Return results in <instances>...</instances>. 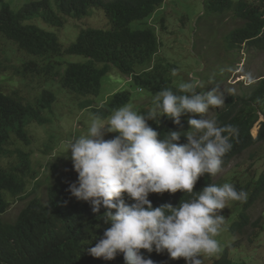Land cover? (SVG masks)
I'll return each mask as SVG.
<instances>
[{
	"label": "clouds",
	"instance_id": "clouds-1",
	"mask_svg": "<svg viewBox=\"0 0 264 264\" xmlns=\"http://www.w3.org/2000/svg\"><path fill=\"white\" fill-rule=\"evenodd\" d=\"M35 1L44 0L30 2ZM47 1L59 9L56 0ZM226 14L214 15L222 19ZM230 18L236 24L227 32L242 22ZM236 43L239 55L226 56L232 60L229 66L240 67L234 74L201 64L203 71L195 72L203 73L199 83L197 77L182 80L178 71L184 65L171 58L178 65L171 63L168 88L126 99L101 117L73 108L69 92H61L60 99L54 92L51 123L37 124V115L31 118L0 162V198L4 194L10 202L3 219L23 220L3 225L17 227L18 234L7 249L0 247V264H250L248 255L235 259L241 249L226 240L247 229L241 218L247 193L236 186L249 177L242 171L241 156L248 154L255 163L264 147L255 144L264 115L258 112L253 126L241 124L239 116L247 112L254 85L264 77L251 76L246 59L237 58L246 53L251 65L252 55L262 53L264 44L256 47L250 38ZM208 72L215 74L214 81H205ZM27 81L42 89L31 100L0 89L38 114L46 92L52 94L45 85L52 82L47 72ZM221 82L227 88L241 87L242 93L228 94ZM63 98L73 121L61 122L56 115L55 106ZM67 125L79 136L57 142V131ZM24 168L23 191L14 195L8 187L23 179ZM258 205L264 210L261 200L248 210L252 223ZM15 206L19 209L13 212ZM252 239L256 244L257 238Z\"/></svg>",
	"mask_w": 264,
	"mask_h": 264
},
{
	"label": "trees",
	"instance_id": "trees-1",
	"mask_svg": "<svg viewBox=\"0 0 264 264\" xmlns=\"http://www.w3.org/2000/svg\"><path fill=\"white\" fill-rule=\"evenodd\" d=\"M56 1L59 7L57 11L47 0L29 2L18 10L5 4V0H0V55L4 54L6 47V62L12 61L8 54L9 49L21 52L28 58L21 65H7L0 60V76H4V70L11 69L22 81H27L37 73L47 72L49 80L54 84L52 87L56 89L47 90L52 94L46 92L43 95L38 114L32 108L24 107L13 96L3 95L0 89V162L10 155L6 147L10 146L13 137L21 135L31 118L37 115V124L51 123L55 93L69 92L72 94L69 102L73 108L94 111L101 117L126 99L131 100L133 96L168 88L172 81L171 63L178 65L173 59L160 55V52L165 54L167 41L148 23L153 14L164 5L165 0ZM95 8L104 10L108 21L106 27H88L86 21H82L83 18L91 16ZM206 11L209 14L231 12L232 18L244 22L238 23L232 31L225 34L224 41L228 52L240 49L236 41L241 42L248 38L256 47L263 46L264 0H211ZM71 19L80 20L84 24L80 27L75 41L66 47L60 41L56 30L63 29ZM36 20L53 27L47 29L36 23ZM65 56H70L74 61L61 71L63 64L59 58ZM39 65L45 66L41 68L42 71H39ZM117 76L119 80L115 79ZM254 86V96L249 99L247 112L242 110L239 116V122L245 126H253L259 121L258 112L264 115V78ZM259 126L260 132L255 144L264 145V121ZM58 158L61 159V156ZM26 174L25 169L23 179L8 187L14 195L23 191ZM28 187L27 185L24 190ZM50 187L55 190L54 185ZM236 187L238 191L244 190L247 193V200L240 201L244 205L241 218L247 230L250 229L251 236L255 234L256 240L259 238L256 232L264 235V219L252 223L248 210L260 200L264 204V173L256 176L249 173V177ZM7 207H10V202L3 194L0 198L2 249H7L18 234L17 227L7 228L3 225H18L23 221L6 223L3 215Z\"/></svg>",
	"mask_w": 264,
	"mask_h": 264
},
{
	"label": "rangeland",
	"instance_id": "rangeland-1",
	"mask_svg": "<svg viewBox=\"0 0 264 264\" xmlns=\"http://www.w3.org/2000/svg\"><path fill=\"white\" fill-rule=\"evenodd\" d=\"M8 1L10 6L17 10L25 3L34 0ZM210 1L211 0H165L164 5L155 12L150 20H148V23L156 29L160 36H163L165 40L172 41L175 45V49H173L169 42L165 47V53L170 58H178V60L183 63L184 66H181V69L178 71L182 80L197 77L198 79H196V81L199 83L203 77V73L195 75V72L201 73L203 71L201 64H204V67L212 66L214 67L213 70H222V74H234L240 69V67H237V64L229 66V61H232L230 58H236L239 55L238 50H234L231 54L226 55L225 42L223 41L227 31L236 24L235 21L230 18L232 13L222 16V19L220 15L215 16L214 14H209L206 10ZM82 21H86V25L93 28L106 27L108 22L105 16L98 11L93 12L88 18H83ZM82 21L71 19L63 29L59 28L56 30L64 46H68L75 41L80 27L84 24ZM1 45L3 46V44ZM6 54L5 47L4 54L0 55L1 61H5ZM8 54L12 61H5L7 65H21L28 59L26 56L22 55L21 52H17L13 49H9ZM226 56L230 58H226ZM239 58L246 59V68L251 76L256 74L260 76L264 75V51L252 55L254 63L251 65H249L250 58L246 53H241V56L237 59ZM59 61L65 65L70 63L72 58L69 56L60 57ZM39 67L43 68L45 66L39 65ZM225 69L229 70L224 72ZM1 70L2 68L0 67V71ZM4 72V76H0V86L5 92L17 93L25 100H31L42 91L35 83L22 81L11 69L4 70ZM208 77H210L209 80L211 81L216 79L215 74L210 75V72L205 75V81ZM115 79L119 80L120 78L117 76ZM249 81L250 79H248V82ZM53 85V83H47L45 87L55 91L56 89L52 87ZM220 86L222 89H225L228 94L242 93L241 87L227 88L224 82H221ZM58 95L59 99L63 96L61 92H58ZM144 95L145 93L137 95V97H143ZM55 112L57 116H61V122L65 119L73 121V118L70 117L73 111L66 99L63 98L60 103L55 106ZM79 115L81 114H78V116ZM78 116L74 117L75 128L78 126ZM263 120L264 117L261 115V121ZM257 130L258 128H255L254 134H256ZM73 133L74 126L70 127L67 125L66 129L57 131L55 140L60 142L68 138L70 141L73 136H79L77 134L73 135ZM241 158L243 161L242 171L244 173H250L253 176L260 175L262 172L264 173V147L260 148L258 160L255 163L248 161V154L242 155ZM18 209V206H15L12 211L14 212ZM262 210V205H258L254 208L252 211L253 221H256L262 214ZM7 217H9V215H7ZM261 219L263 220L264 217ZM256 234L259 233L256 232ZM254 236L255 234L251 236L250 229H244L233 238L227 237V244L232 245L235 243L239 249H241L239 253L233 255L235 259L244 258L248 255L251 258L250 264H264V235H260L259 238H257L256 244L252 239Z\"/></svg>",
	"mask_w": 264,
	"mask_h": 264
}]
</instances>
